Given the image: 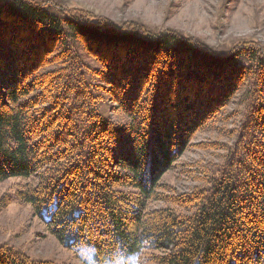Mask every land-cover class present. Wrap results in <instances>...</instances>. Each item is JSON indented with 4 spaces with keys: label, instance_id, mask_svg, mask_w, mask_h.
Returning <instances> with one entry per match:
<instances>
[{
    "label": "trees",
    "instance_id": "trees-1",
    "mask_svg": "<svg viewBox=\"0 0 264 264\" xmlns=\"http://www.w3.org/2000/svg\"><path fill=\"white\" fill-rule=\"evenodd\" d=\"M2 15L27 24V41ZM0 29L12 50L0 49V181H37L18 196L48 215L64 246L88 248V264L145 240L147 251L160 253L153 264L264 260V142L256 138L264 136V47L213 51L175 28L155 32L81 9L61 15L31 0H0ZM92 43L111 57L99 60ZM79 50L101 66L94 77L109 86L120 123L96 112ZM53 63L58 72L45 70ZM217 72L235 79L206 91L205 77ZM244 81L251 104L260 99L263 109H248L237 145L205 186L160 197L162 176ZM149 201L165 206L148 208ZM0 264L54 263L0 246Z\"/></svg>",
    "mask_w": 264,
    "mask_h": 264
},
{
    "label": "rangeland",
    "instance_id": "rangeland-1",
    "mask_svg": "<svg viewBox=\"0 0 264 264\" xmlns=\"http://www.w3.org/2000/svg\"><path fill=\"white\" fill-rule=\"evenodd\" d=\"M31 1L48 7L61 15L81 9L116 22L138 20L155 32L175 28L186 34L196 36L207 46H210L213 51L218 52L236 49L241 51L251 45L254 48H257L258 45L264 47V0ZM3 16L1 17L2 20ZM14 17L10 19V23L4 20L3 23L10 24L12 28L13 26L14 28L20 27V40L27 41V24ZM37 30L40 31V29ZM0 31H2L0 38L4 35L6 38L7 34H5L4 29H0ZM17 44L19 47L22 43ZM7 46L0 42L1 51L4 50L9 56L12 50L8 49ZM92 47L94 54L99 53L96 54L100 57L99 60H101V56L104 58L105 56L111 57L110 53L108 54L104 50L102 52V46L93 45ZM79 53L81 64L85 67L86 79L94 87L92 92L95 97L96 112L113 123H120L121 120H124L123 114L118 110L117 102L110 96L109 86L101 81L100 77H94L98 76L97 71L101 66L84 50H79ZM116 58L115 55L112 60ZM58 59L59 57L56 60ZM47 66L45 70H56V72L60 70L58 69L59 66L55 69V63ZM217 74V77L214 78L205 77L208 82L206 91L212 88L218 92L221 90V85H224L227 80L235 79L234 75H231L229 79V72L224 74L217 72ZM242 77L240 76L238 79ZM5 78L6 75L2 76L0 81L2 84ZM247 81L242 82L241 89L234 92L227 105L222 107L218 113L214 114L212 120L199 129L190 141L187 150L162 176L156 189L160 197L169 196L177 199L196 187L205 186L210 173H214L225 160V157L228 156L233 145H237L242 132H246L244 127L242 128V123H244L243 120L248 109L249 111L252 107L257 110L260 107L263 109V103L260 99L257 101L258 103L251 104L254 97L251 93L252 90L249 91L248 87H243ZM256 138L260 142H264V136L256 134ZM36 183L37 181L34 179L18 177L0 181V246L15 248L34 260L49 261L54 264H81V262L88 264L87 262L91 258L88 248L85 246H73L71 248L64 246L54 236L52 230L46 226L48 215L37 216L32 207L18 196V192L23 190L27 184L35 185ZM122 190L128 191L130 189L123 188ZM160 206H165V202H148V208ZM148 252L150 253L148 262L153 264L151 259L153 255L159 252ZM259 264H264V260Z\"/></svg>",
    "mask_w": 264,
    "mask_h": 264
},
{
    "label": "clouds",
    "instance_id": "clouds-1",
    "mask_svg": "<svg viewBox=\"0 0 264 264\" xmlns=\"http://www.w3.org/2000/svg\"><path fill=\"white\" fill-rule=\"evenodd\" d=\"M149 241L145 240L138 250L131 252H116L110 256L100 257L94 264H149L148 256L150 253L147 251ZM83 264V262H81Z\"/></svg>",
    "mask_w": 264,
    "mask_h": 264
}]
</instances>
